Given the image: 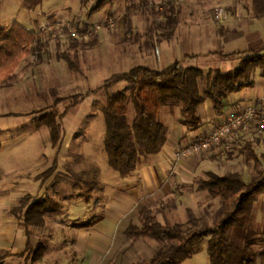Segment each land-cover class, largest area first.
Masks as SVG:
<instances>
[{
  "label": "rangeland",
  "instance_id": "obj_1",
  "mask_svg": "<svg viewBox=\"0 0 264 264\" xmlns=\"http://www.w3.org/2000/svg\"><path fill=\"white\" fill-rule=\"evenodd\" d=\"M228 1L112 0L102 10L93 12L95 1L39 0L32 7L33 2L28 0H0L1 27L10 29L15 23L25 24L39 32L46 45L41 61L38 57L27 58L11 79L0 83L1 223H9V217L16 219L13 226L20 223L13 209L27 194L36 199L53 198L58 204V211L52 205L58 213L47 217L49 227L34 232V243L43 242L46 251L31 264H74L75 248L84 250L87 243L100 240L98 236H94L95 241L89 239L81 223L93 216L106 217L112 209L121 213L108 239L111 246L105 258L107 264L150 260L163 243L146 236L134 240L127 232L130 225H141L139 214L144 206L154 207L162 222L184 224L186 232L194 227L190 211L214 225L222 199L200 190L201 179L208 178L209 171L219 175L238 171L249 182L259 169H264V133L254 129L244 132L238 146L227 156L214 159L201 153L175 163V152L190 139V134L181 132L171 167L161 184L163 189H155L149 194L151 198L139 201V195H130L126 181L109 166L104 148L103 108L110 95L129 91L126 82L107 86L114 74L137 65L165 68L171 59L162 50L172 47L175 37L187 41L189 54L201 53L197 62L206 72L216 68L226 71L238 65L239 57L221 59L214 52L218 47L213 40L216 29L227 33L247 24L248 12L235 9L237 0ZM218 6L228 8L234 17L216 23L213 13ZM112 17L117 20L114 28L106 26L92 32L84 43L73 41L74 37L81 39L83 31ZM47 22H59L64 29L54 38L43 28ZM95 38L96 44L87 43ZM206 86L203 80L202 91ZM210 104L201 106L203 113L212 112L211 101ZM129 108L132 120L135 111L132 104ZM48 111H55L63 126L59 146L53 145L49 127L37 126L33 121ZM160 115L171 131L182 127L179 106L163 108ZM214 118L206 123V129L220 117ZM150 157L153 158L141 151V161L148 162ZM50 169H54L52 173ZM94 177L96 183L87 185L86 180ZM124 201L131 203L123 204ZM243 221V227L228 229L231 237L244 242L248 231H253L256 249L264 248V193L259 195L253 213ZM211 236L200 239L193 246L198 251L182 264H211L207 251ZM27 254L26 251L21 256L23 261ZM17 257L6 258L2 264H21ZM258 260L262 261L260 256Z\"/></svg>",
  "mask_w": 264,
  "mask_h": 264
},
{
  "label": "trees",
  "instance_id": "obj_2",
  "mask_svg": "<svg viewBox=\"0 0 264 264\" xmlns=\"http://www.w3.org/2000/svg\"><path fill=\"white\" fill-rule=\"evenodd\" d=\"M33 2L32 7L39 0ZM95 1L93 12H98L112 0ZM173 8V7H172ZM252 13L255 17L264 16V0H252ZM84 33V31H83ZM82 33V34H83ZM172 34V33H171ZM92 35V34H91ZM88 40V39H86ZM85 38H73L76 44L84 43ZM98 39L87 42L96 44ZM45 43L39 32L15 23L10 29L0 26V83L11 79L23 61L36 54L42 60ZM211 54V53H209ZM224 58L239 57L235 68H221L205 71L198 64L200 55H187L162 69L146 65H137L130 70L116 73L107 81V86L126 82L129 91H121L108 97L103 108L106 125L104 148L109 166L122 178L132 176L141 163V151L148 156L160 153L166 146L170 134V126L162 119L163 108L179 106L180 122L188 130H199L204 121L200 114L201 106L209 99L217 115H222L224 100L229 94L237 93L246 87L255 85L254 74L261 70L264 77V48L238 51L230 54L221 53ZM38 62V61H37ZM73 66L78 68L73 62ZM206 80L207 86L201 89V82ZM130 104L135 114L129 116ZM37 126L46 125L50 129L51 141L59 146L63 136V126L55 111L41 113L33 118ZM3 149L0 144V151ZM217 159L220 156H213ZM54 169H50V173ZM87 185L96 183L95 177L86 180ZM200 190H207L213 197L222 199L221 212L214 225L207 219H201L189 212L194 227L186 232L184 224L162 222L158 211L152 206H144L140 212L141 225H130L127 229L134 240L142 236L159 240L163 243L160 250L147 261L133 264H182L185 258L198 251L193 246L203 237L212 235L207 251L211 264H258V256L264 260V248L257 250V239L253 231H248L244 242L233 239L228 229L244 226L243 219L253 213L259 195L264 193V169H259L249 182H246L238 171L219 175L208 172V178L201 179ZM56 209L53 198L35 199L32 194L24 196L13 213L27 229L29 236L26 250V263L34 262L46 251V245L40 242L36 247L31 240V227L45 226L46 214ZM93 216L83 223L93 226L100 221ZM10 251H0V264L10 255Z\"/></svg>",
  "mask_w": 264,
  "mask_h": 264
},
{
  "label": "crops",
  "instance_id": "obj_3",
  "mask_svg": "<svg viewBox=\"0 0 264 264\" xmlns=\"http://www.w3.org/2000/svg\"><path fill=\"white\" fill-rule=\"evenodd\" d=\"M223 2L228 3L229 1L223 0ZM234 6L236 10L240 8L243 11L248 12L249 15L245 14L247 16L246 18L247 24L240 29H233V30H230V32L227 31V33L221 31L220 28L216 29L217 32L215 33L216 35L213 40L214 42L216 40V42L218 43V47L216 48L214 52L217 55H219L221 59H228V58L222 57L220 55L221 53L230 54V53H234L238 51H245V50H251V49L257 50L260 48H264V16L255 17L253 15L252 9H251L252 0H245V3H240L239 0H237ZM228 12L230 15L229 18L230 19L233 18L234 16H232L231 11L228 10ZM214 21L216 23L217 22L219 23V21H217L216 19H214ZM23 26L30 29V27L25 24ZM174 39L175 40L173 41L174 43H172L173 44L172 47H169V48L165 47L162 50L164 51V54L167 55L168 59H171L170 64H168L167 66L171 65L172 63L176 61L184 59L187 55H196V54L200 55L201 54V53L189 54L187 41L176 39V37ZM224 49H226L225 52H221ZM23 63L24 61L21 63V65ZM254 80H255V85L253 87H246L240 92L232 93L228 95V97L224 100V103H225L224 112L228 110L229 108H231L232 106L238 107L242 103H246L249 101L254 102L257 99L264 97V77L261 75V70L256 71V73L254 74ZM209 102H210L209 99H207V101L205 102L207 107L211 106V104L209 105ZM211 109H212L211 113L208 112L207 114H205L202 112L200 108V114L203 118L204 125L199 130L189 131L183 125L182 127L176 128V130H172L166 146L163 148V150L160 153L156 155H150L153 158L150 157L148 162L141 161L137 170L133 173L132 176L123 178V180L126 181L127 186H129L130 188L129 190H127L129 191L128 193L130 195H133V193L134 194L136 193L137 195H139V201L141 200L146 201L149 198H151L149 197V194L151 193V191L155 189L159 190L158 188L163 189L161 184L162 182L165 181L166 172L171 167L170 160H172L173 150L174 148H176L178 139L181 137L180 135L181 132L183 134L185 133L190 134V138H192L201 132L209 131L213 125H211L212 124L211 123L209 128L206 129L207 128L206 123L208 121H211L214 117H220V115L216 114L214 107H211ZM190 158H193V157L191 156ZM130 203L131 202L129 201L123 202V204H127V205H130ZM57 208L55 210H57ZM55 213H58V212L54 211V209H50L47 212L45 226L31 227V231H32L31 240L35 247L37 245L34 243V236H33L34 232L37 231L38 229L39 230L47 229L49 227L47 217L49 214H52L55 216ZM120 213L121 211H118L117 209L115 210L112 209L109 215H107L106 217L104 216L100 217L101 218L100 221L94 224L93 226L87 227L83 225L85 221L91 218L81 223L80 226L83 228L86 234H89V239H91L92 241L93 240L95 241L96 238H94V236H98L100 240L98 243L94 242V244L87 243L86 245H84L85 247L84 250L75 248L77 257H75V261H73L74 264H98L99 261H100L99 264L101 263L107 264V259L105 258L108 256L109 248L111 246L108 243V239H110V236L112 235V232L114 231L115 225L117 221L119 220L118 214ZM139 218H140V214H139ZM3 220H6V218H4ZM13 220L16 221V219L9 217V221H8L9 223H6V222L1 223V218H0V251L1 250L10 251L11 254L7 258H10V257L15 258L18 256L21 264H31L30 262L26 263V260L23 261L21 257L23 253H25L27 242L29 239L27 229L25 225L23 224V220L18 219L20 223L17 226L12 225ZM262 261L258 260V264H264V260Z\"/></svg>",
  "mask_w": 264,
  "mask_h": 264
},
{
  "label": "built area",
  "instance_id": "obj_4",
  "mask_svg": "<svg viewBox=\"0 0 264 264\" xmlns=\"http://www.w3.org/2000/svg\"><path fill=\"white\" fill-rule=\"evenodd\" d=\"M213 15L217 21H226L230 17L227 8L222 6L216 7ZM116 24V18L112 17L105 23H97L92 30L84 31L83 37L89 39L92 32H99L106 26L114 28ZM43 28L54 38L64 29L59 22H47ZM31 58L36 59V54H33ZM253 129L264 133V97L254 102L242 103L235 109L226 110L209 131L195 135L177 149L174 155L175 163L201 153L227 156L238 146L243 133Z\"/></svg>",
  "mask_w": 264,
  "mask_h": 264
}]
</instances>
